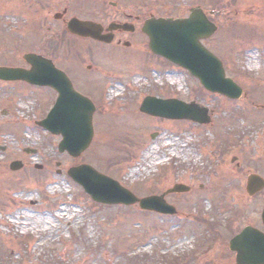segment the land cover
Wrapping results in <instances>:
<instances>
[{
	"label": "rangeland",
	"instance_id": "1",
	"mask_svg": "<svg viewBox=\"0 0 264 264\" xmlns=\"http://www.w3.org/2000/svg\"><path fill=\"white\" fill-rule=\"evenodd\" d=\"M218 3L223 26L207 45L244 88L241 100L206 91L178 66L137 73L135 56L86 47L100 70L87 93L101 108L91 149L72 158L59 152L62 137L36 125L54 101L52 91L0 82V264H201L220 254L218 243L206 238L208 225L236 222L250 211L246 203L264 200L245 191L249 175H264V0ZM109 79L122 81L119 94L110 97L105 88L100 101ZM146 95L200 102L213 111L211 122L144 114ZM15 160L21 169L11 168ZM84 162L138 196L181 183L191 191L167 196L178 210L172 216L101 205L68 175Z\"/></svg>",
	"mask_w": 264,
	"mask_h": 264
},
{
	"label": "flooded vegetation",
	"instance_id": "2",
	"mask_svg": "<svg viewBox=\"0 0 264 264\" xmlns=\"http://www.w3.org/2000/svg\"><path fill=\"white\" fill-rule=\"evenodd\" d=\"M207 0H0V59L3 65L30 68L27 53L51 60L71 77L79 90L91 86L81 64L92 55L86 47H105L135 56L142 70L164 63L149 48L144 31L147 21L187 16L192 8L206 12ZM93 24L95 37L78 35L69 26L74 22ZM255 220L247 225L264 232V201L251 203ZM247 226H215L208 242L218 243L220 254L202 264H237L236 253L226 242ZM218 249V250H219Z\"/></svg>",
	"mask_w": 264,
	"mask_h": 264
},
{
	"label": "water",
	"instance_id": "3",
	"mask_svg": "<svg viewBox=\"0 0 264 264\" xmlns=\"http://www.w3.org/2000/svg\"><path fill=\"white\" fill-rule=\"evenodd\" d=\"M204 21L198 17L174 23L160 20L156 24H148L147 27L150 29L148 31L152 37L151 48L184 68H189L197 78L201 79L206 88L222 92L230 98H238L242 94V88L238 87L231 78L225 77V69L220 59L200 42L216 31L213 24ZM154 28L157 29L156 33L152 32ZM39 61L30 59L31 64H34L31 71L0 68V79H22L37 85H53L60 97L48 118L40 124L50 132L63 134L65 139L59 147L61 152L68 150L71 155L79 156L88 148L94 137L92 125L94 106L73 89L66 77L47 68ZM142 111L166 118L208 121L206 108L196 104L187 105L180 100L163 101L149 97L146 98ZM69 174L96 201L126 205L139 203L144 209L170 214L175 212V208L166 203L164 196L137 198L118 181L101 174L89 165L74 167ZM263 187L264 180L260 176L252 175L249 178L248 192L251 195L256 194ZM182 189L183 186H177L171 191L180 192ZM231 247L238 252V264H264V235L259 231L248 228L232 241Z\"/></svg>",
	"mask_w": 264,
	"mask_h": 264
},
{
	"label": "bare ground",
	"instance_id": "4",
	"mask_svg": "<svg viewBox=\"0 0 264 264\" xmlns=\"http://www.w3.org/2000/svg\"><path fill=\"white\" fill-rule=\"evenodd\" d=\"M114 90H116V89H114ZM110 93H111V96H113V89H111L110 90ZM168 144L169 143H173V141H169V142H167ZM154 148L155 147H150L148 150H147V153H146V155H148L149 153H151L152 152V150H154ZM5 164V163H4ZM30 165V164H29Z\"/></svg>",
	"mask_w": 264,
	"mask_h": 264
}]
</instances>
